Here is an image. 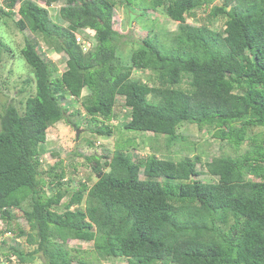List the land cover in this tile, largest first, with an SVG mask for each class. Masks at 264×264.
Segmentation results:
<instances>
[{"label": "trees", "instance_id": "trees-1", "mask_svg": "<svg viewBox=\"0 0 264 264\" xmlns=\"http://www.w3.org/2000/svg\"><path fill=\"white\" fill-rule=\"evenodd\" d=\"M214 1L64 0L54 22L34 0H3L0 17L15 13L18 30L37 37L16 55L30 68L20 91L26 98L0 101V236L24 238L25 249L10 247L18 264H264V0ZM117 7L159 11L178 25L166 42L148 35L123 57L126 41L113 28ZM196 11L208 22L222 17L223 29L188 24ZM41 43L66 57L61 74ZM4 45L0 52L14 55ZM136 71L147 73L145 82ZM84 90L92 135L109 136V122L124 112V130L164 136L167 148L185 145L177 131L184 124L249 147L202 164L201 156L163 159L152 144L139 158L124 148L126 139L110 156L78 154L96 181L71 190L64 170H43L41 157L47 129L68 121L64 101ZM69 241L92 242L96 260L72 257Z\"/></svg>", "mask_w": 264, "mask_h": 264}, {"label": "rangeland", "instance_id": "rangeland-1", "mask_svg": "<svg viewBox=\"0 0 264 264\" xmlns=\"http://www.w3.org/2000/svg\"><path fill=\"white\" fill-rule=\"evenodd\" d=\"M38 5L46 7V0H34ZM222 0H215L214 5H220ZM212 4V5H213ZM64 5V0H56L52 2L48 7L49 15L52 21L57 22L58 9ZM3 7V0H0V8ZM7 11V10H5ZM16 12V11H15ZM131 12L125 10L123 7H117L113 13V28L123 35L126 44L122 45L119 49L123 57L130 56L128 54L136 46L141 44V39L146 36L150 40H161L166 42L172 38V35L178 25V22H173L166 18L159 11H136L135 18L132 21L131 27H129L128 15ZM207 13L202 11H196L194 15L187 16L186 22L195 26L201 24H207L209 27L217 30H221L224 27V19L222 17L217 20L208 22ZM13 17V18H12ZM11 18L0 17V41L4 43L7 48L13 50L14 55L8 53L4 48H1L0 52V101H10L12 97L16 100H24L26 98V91L20 93L21 90L26 89L27 86L23 83L30 75V68L26 65L24 60L20 56H16L18 51L23 47L25 39L32 41L37 40V37L31 34L28 30L19 31L14 24V19H18V15L15 13ZM64 25V24H63ZM80 34V33H79ZM85 41L92 46L94 43L93 34L90 33L84 35ZM153 38V39H152ZM140 41V42H139ZM4 45V46H5ZM40 53L47 61L52 62L58 69L57 74L65 68L66 57L62 53H51L46 51V47L40 44ZM130 58V57H129ZM125 60V63L130 65V59ZM147 73H141L139 71L134 72V76L140 78L145 82V76ZM88 94L87 90H84L78 99H67L64 101V105L68 106V121H60L47 129V141L44 145L45 152L41 157L43 170H48L49 167H56V174L60 173V169L65 172L64 182H70L67 187L71 190L75 189L77 182H89L92 184L96 181L95 174L91 171L90 165L85 159L78 154L84 156L97 155L110 156L118 145L124 144V140L130 139L131 143L125 145V149L130 153H136L139 158L145 157L149 154V146L151 144L161 152L159 155L161 158H170L178 160L183 156L193 157L201 156V163L205 164L210 161L212 157L220 155L236 157L244 153L249 145L244 143L238 148H234L233 145L227 142L220 141L214 136V130L211 128H204L199 130L196 125L184 124L177 130L179 134L184 136L185 145L175 143L168 148L166 147V138L164 136L155 137L150 132L147 133H131L123 129L121 122H124L126 116L124 112L117 118L109 122L114 126L111 129L109 136H96L89 132V124L82 107L81 98ZM79 112V115H72L71 113ZM128 120V119H127ZM70 124H69V123ZM73 123H76L80 128L74 127ZM118 123V124H117ZM76 131H78V138L76 139ZM93 140V141H91ZM91 142V143H90ZM178 145V146H177ZM167 152H170V157L167 156ZM57 154V156L53 155ZM102 162L104 159L102 158ZM60 163V166L57 164ZM75 168V170H73ZM47 180L48 176H44ZM143 177L142 175L140 176ZM204 179V176H199L198 179ZM207 179V178H206ZM66 185H64L65 187ZM46 192L51 195L53 193V187L46 186ZM58 211H61L60 209ZM22 226H27L20 220ZM4 225L0 220V229L4 230ZM9 227V225H8ZM18 245L19 248L25 249L24 238H14L13 233H4L0 236V264H18V261L14 255L10 253V247ZM68 247L72 250V257L82 256L92 261L96 260V253L94 252L92 242L82 241H69ZM33 264H41V261L35 260ZM104 264H127L124 258H118L117 261L104 262Z\"/></svg>", "mask_w": 264, "mask_h": 264}, {"label": "water", "instance_id": "water-1", "mask_svg": "<svg viewBox=\"0 0 264 264\" xmlns=\"http://www.w3.org/2000/svg\"><path fill=\"white\" fill-rule=\"evenodd\" d=\"M135 18L133 14H129V27H131L132 21ZM78 138V131H76V139Z\"/></svg>", "mask_w": 264, "mask_h": 264}, {"label": "bare ground", "instance_id": "bare-ground-1", "mask_svg": "<svg viewBox=\"0 0 264 264\" xmlns=\"http://www.w3.org/2000/svg\"><path fill=\"white\" fill-rule=\"evenodd\" d=\"M134 15V14H133ZM128 24H129V21H128Z\"/></svg>", "mask_w": 264, "mask_h": 264}]
</instances>
